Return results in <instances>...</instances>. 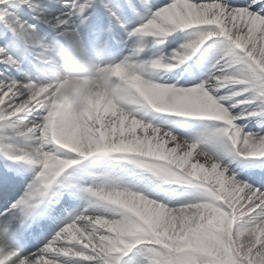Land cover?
I'll use <instances>...</instances> for the list:
<instances>
[{
	"label": "snow or ice",
	"instance_id": "6c2138e0",
	"mask_svg": "<svg viewBox=\"0 0 264 264\" xmlns=\"http://www.w3.org/2000/svg\"><path fill=\"white\" fill-rule=\"evenodd\" d=\"M0 264H264V0H0Z\"/></svg>",
	"mask_w": 264,
	"mask_h": 264
},
{
	"label": "bare ground",
	"instance_id": "6f19581e",
	"mask_svg": "<svg viewBox=\"0 0 264 264\" xmlns=\"http://www.w3.org/2000/svg\"><path fill=\"white\" fill-rule=\"evenodd\" d=\"M78 65H82V66H84V67H88V65L87 64H85V63H73V64H70L69 66H67V67H65V68H63V69H61V70H59V74L61 75V76H64V73H66L67 72V70L68 71H72V73H74V74H78L74 69H75V67L76 66H78ZM69 77H71V78H77V77H84V76H69Z\"/></svg>",
	"mask_w": 264,
	"mask_h": 264
},
{
	"label": "clouds",
	"instance_id": "9594fccd",
	"mask_svg": "<svg viewBox=\"0 0 264 264\" xmlns=\"http://www.w3.org/2000/svg\"><path fill=\"white\" fill-rule=\"evenodd\" d=\"M74 70H75L77 73H79L80 75H82V76H89V77H91V76L94 75V73L92 72V70H91L90 68H86V67H84V66H82V65H78V66H76ZM58 75H59L61 78H64V77H65V76H61L59 73H58Z\"/></svg>",
	"mask_w": 264,
	"mask_h": 264
}]
</instances>
